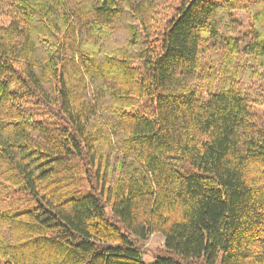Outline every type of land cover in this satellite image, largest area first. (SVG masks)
Here are the masks:
<instances>
[{
    "label": "trees",
    "instance_id": "obj_1",
    "mask_svg": "<svg viewBox=\"0 0 264 264\" xmlns=\"http://www.w3.org/2000/svg\"><path fill=\"white\" fill-rule=\"evenodd\" d=\"M253 105L264 0H0L2 264H264Z\"/></svg>",
    "mask_w": 264,
    "mask_h": 264
},
{
    "label": "rangeland",
    "instance_id": "obj_2",
    "mask_svg": "<svg viewBox=\"0 0 264 264\" xmlns=\"http://www.w3.org/2000/svg\"><path fill=\"white\" fill-rule=\"evenodd\" d=\"M235 17L241 22L243 31H246L247 28H249L250 25V18L248 15V12L245 9H242L239 4L236 6V9L234 10ZM216 54L213 51H209L206 54L202 56V66H206V64L210 63L212 64L214 62V59L216 58ZM219 57V56H218ZM206 85V83H205ZM86 95L89 97V99L92 98V89L91 85L87 83L86 88ZM204 98L207 97L206 93L204 92L202 95ZM253 110L255 111L257 117L259 120L263 121L264 123V106L262 105H253ZM77 173L74 172V170L67 169L65 171V175L67 177V180H72L75 178ZM6 175H3L0 173V181L3 182L0 186V209L5 210H18L20 207H22L21 203H23V200H20L18 196L11 195L7 197L6 195L9 194L10 188H6ZM79 186V183H77ZM108 215L111 214L110 209L107 208ZM163 244V238L159 234H151L150 237L144 242L142 246V258L145 262H152L154 260L155 253L160 250ZM2 259L0 258V264H2Z\"/></svg>",
    "mask_w": 264,
    "mask_h": 264
}]
</instances>
